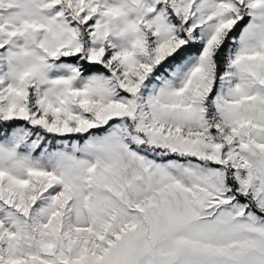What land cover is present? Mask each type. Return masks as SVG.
I'll return each instance as SVG.
<instances>
[{"label": "snow or ice", "instance_id": "obj_1", "mask_svg": "<svg viewBox=\"0 0 264 264\" xmlns=\"http://www.w3.org/2000/svg\"><path fill=\"white\" fill-rule=\"evenodd\" d=\"M0 264H264V0H0Z\"/></svg>", "mask_w": 264, "mask_h": 264}]
</instances>
